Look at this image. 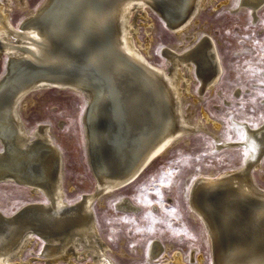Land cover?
Instances as JSON below:
<instances>
[{"label": "bare ground", "instance_id": "1", "mask_svg": "<svg viewBox=\"0 0 264 264\" xmlns=\"http://www.w3.org/2000/svg\"><path fill=\"white\" fill-rule=\"evenodd\" d=\"M7 2L0 0V55H8L0 76V182L28 186L47 200L28 201L10 214L0 211V264H31L22 253L34 234L44 241L42 264H61L60 259L78 264L89 256L88 264H116L106 254L93 201L131 183L182 135L204 128L202 119L192 122L185 112L189 74L196 72L199 92H204L223 73L209 34L182 51L173 44L162 47L169 65L153 63L146 56L149 43L142 47L136 38L132 17L146 14L150 6L179 34L205 0H43L18 26L11 22ZM237 4L255 17L264 0ZM18 5L26 2L18 0ZM50 87L79 90L86 100L84 147L97 179L94 191L73 202L64 197L61 148L50 126L39 123L29 130L20 114L28 92ZM238 124L242 138L219 140L218 147H244L242 164L198 174L187 196L193 214L207 226L212 264H264V187L253 176L264 155V119ZM117 206L137 209L126 196ZM170 247L154 239L148 258ZM163 256L150 264H187L180 250Z\"/></svg>", "mask_w": 264, "mask_h": 264}, {"label": "rangeland", "instance_id": "2", "mask_svg": "<svg viewBox=\"0 0 264 264\" xmlns=\"http://www.w3.org/2000/svg\"><path fill=\"white\" fill-rule=\"evenodd\" d=\"M24 1V7L18 5V0L7 2L14 26L43 0ZM237 2L205 0L181 34L169 28L150 6L145 7L146 14L132 17L137 24L136 38L142 47L149 43L146 56L153 63L162 67L169 65L162 47L173 44L182 51L209 34L215 41L223 73L213 88L204 92H199L201 83L196 72L192 69L189 74L185 112L192 122L202 119L204 128L182 135L156 155L131 183L93 201L96 224L107 245L106 254L116 264H150L161 261L164 253L172 256L173 250H180L187 264H198L200 256L201 264H212L208 229L193 214L188 191L198 174H216L242 164L247 152L244 147H218V141L240 140L242 128L238 123L241 120L256 125L264 119V6L253 17L247 7L240 8ZM7 57V54L0 55V76L6 71ZM23 103L20 114L27 128L32 130L39 123H47L61 148L65 199L73 202L81 194L94 191L96 179L84 147L82 115L86 100L83 93L71 88H43L28 92ZM214 122L219 125L215 127ZM260 171L264 173V155L261 167L253 171L257 183L264 187ZM121 196L128 197L137 209L118 208ZM31 200L46 202L47 199L43 193L32 194L28 186L0 182V211L4 214ZM154 239L171 247L150 260L148 250ZM43 246L42 238L34 234L22 253L23 260L42 264ZM92 261L89 256L77 263ZM60 263L66 264L61 259Z\"/></svg>", "mask_w": 264, "mask_h": 264}, {"label": "water", "instance_id": "3", "mask_svg": "<svg viewBox=\"0 0 264 264\" xmlns=\"http://www.w3.org/2000/svg\"><path fill=\"white\" fill-rule=\"evenodd\" d=\"M157 13L160 14V16L162 17V19L166 22L167 26H168L169 28H171L170 24L168 23L167 17H165V16L163 15V13H159V12H157ZM140 171H141V170H140ZM140 171H139V172H140ZM139 172H138V173H139ZM138 173H137L136 175H138ZM92 174H93L94 178L97 179V177H96L95 173L93 172V170H92ZM104 174H106V171H105L104 169H102V176H104ZM128 182H129V181H128ZM128 182H125V183H128ZM121 185H124V184H121ZM211 251H212V256L214 257L213 250L211 249Z\"/></svg>", "mask_w": 264, "mask_h": 264}]
</instances>
